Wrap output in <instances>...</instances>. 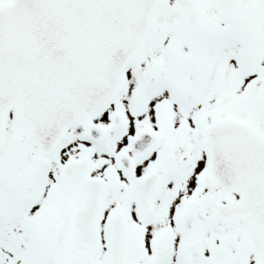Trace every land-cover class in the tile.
<instances>
[{
    "label": "snow or ice",
    "instance_id": "6c2138e0",
    "mask_svg": "<svg viewBox=\"0 0 264 264\" xmlns=\"http://www.w3.org/2000/svg\"><path fill=\"white\" fill-rule=\"evenodd\" d=\"M0 264H264V0H0Z\"/></svg>",
    "mask_w": 264,
    "mask_h": 264
}]
</instances>
